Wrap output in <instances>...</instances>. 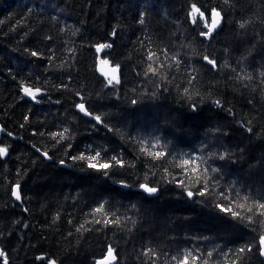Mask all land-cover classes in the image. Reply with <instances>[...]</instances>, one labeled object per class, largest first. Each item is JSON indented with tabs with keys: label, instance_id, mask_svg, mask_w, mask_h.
Here are the masks:
<instances>
[{
	"label": "trees",
	"instance_id": "16d2710c",
	"mask_svg": "<svg viewBox=\"0 0 264 264\" xmlns=\"http://www.w3.org/2000/svg\"><path fill=\"white\" fill-rule=\"evenodd\" d=\"M192 4L222 11L210 38ZM0 124L9 264H95L109 245L114 264H264V0H0Z\"/></svg>",
	"mask_w": 264,
	"mask_h": 264
},
{
	"label": "snow or ice",
	"instance_id": "6c2138e0",
	"mask_svg": "<svg viewBox=\"0 0 264 264\" xmlns=\"http://www.w3.org/2000/svg\"><path fill=\"white\" fill-rule=\"evenodd\" d=\"M227 2H228V0H225V3H227ZM197 14H199V17L201 18V21L203 22L204 28L207 29L206 31H201L199 33V35H201L203 37H209L210 38L212 33H213V31H215V29L220 24V20H221L220 13L216 9L213 8L211 10L210 14L206 17L204 11H201V9L196 6V4H192L191 5L190 17H191L192 22L194 24L196 23ZM143 22H144L143 20L140 21V23H143ZM240 27H244V24L242 23L240 25ZM113 35H115V33H113ZM108 47H111V45L110 44L97 45V51H100L101 49L108 48ZM30 54L32 56H37L38 55V53L35 52V51L31 52ZM153 55H154V53H153ZM151 58L152 57L150 55L149 59H151ZM204 60H206L207 63L212 65L213 67L216 66L215 60L209 59L207 56L204 57ZM100 63L101 64H107L108 61L102 59L100 61ZM118 67H119L118 65L113 67L112 68V72L116 73L117 70H118ZM149 70L151 72H153L154 74L157 72V69H155V68H151L150 67ZM104 75L107 76L108 73H104ZM113 81H115L116 83L120 82L119 79L116 77V75H112L111 79H108L107 83L108 84H112ZM23 91H24L25 95H27V96L31 97L33 100H35L36 99V94L41 92V89L39 87H35V88H33V87H24ZM77 94L79 95V93H77ZM133 103H135V101H133ZM217 104H219L218 101H217ZM77 107L79 108L80 112L84 113V115L92 116L98 122L101 121L100 116H98V115L94 116L93 113H91V112H89L87 110V108L85 107V105L83 103L78 104ZM25 119H27V117ZM21 126H23V125H21ZM65 131H67V130H65ZM248 131H251V129L249 128ZM0 132H6V130L3 129V128H0ZM6 134L9 135V136L12 135V133H10V132H7ZM41 135H43V134L41 133ZM6 155H8V147L7 146H0V157L6 156ZM44 155L47 156V153H44ZM152 155H154L155 157L159 158L161 155H165V154L160 153V152H156V153H153ZM225 155L226 154L221 155L220 159H224ZM98 157H99V153H96L91 158H86L84 156V154L81 153L79 158L80 159H86L87 162H88L89 167L96 168L97 164L92 163V161L97 160ZM112 161H115L121 167L124 166L123 161L119 160L116 156H113V157H111V159L109 161L100 163L99 167L103 168V169H107L110 166V164L112 163ZM183 163L189 164V163H192V161L185 160ZM205 171H207V169H205ZM214 171H218V170L214 169ZM141 188H143L149 194L155 193L157 191L156 188L150 187V186H148L146 184H142ZM12 194L15 196V198L17 200H21L22 197H21L19 184H17L15 186V191H13ZM199 194L203 195L204 191H201ZM187 195L189 197H191L193 195V193L191 191H189L187 193ZM241 207H244V205H241ZM253 207L256 208V210L259 212L260 215L264 216V203H260L258 201L254 202ZM253 207H249L247 209V211L252 212L253 211ZM223 210L224 211H228V212L232 211L231 208L223 209ZM97 211H100V209H97ZM232 215L233 216H237V215H239V213L232 212ZM105 223H108V221H105ZM25 227H27V225H25ZM258 246L261 249V255H264V235L259 236V238H258ZM245 250L251 251L252 250L251 246H248L247 249L242 247V248L239 249V252L243 253ZM149 251H151V250H149ZM37 259H41V260L47 259V264H56V261L54 259L45 258V257H38ZM117 259H118V257L115 254V250L113 249V247L111 245H109L107 247V249H106V253L102 256V258L100 260H97L95 262V264H114V262L117 261ZM0 264H9L7 253L3 249H0ZM180 264H189L188 256H185L184 259L180 262Z\"/></svg>",
	"mask_w": 264,
	"mask_h": 264
},
{
	"label": "water",
	"instance_id": "95a60500",
	"mask_svg": "<svg viewBox=\"0 0 264 264\" xmlns=\"http://www.w3.org/2000/svg\"><path fill=\"white\" fill-rule=\"evenodd\" d=\"M214 9H216V10L220 13L221 20H220V24H219V26L215 29V31H213L212 35H213L216 31L220 30L221 27H222L223 24H224V15H223L222 11H221L220 9H218V8H214ZM209 22H210V21H209ZM212 35H211V36H212ZM207 38H209V37H207ZM99 45H100V44H99ZM96 50H97V46H96ZM103 51H104V49H101L100 51H97V66H96V68H97V72H98V74H99L101 77H103V78H105V79H107V80H108V79H111L112 75H116V77L119 79L120 82H119V83H116L115 81H113V82L116 83V84H120L121 81H122V77H121V69H120V67H118V70H117L116 73H113V72H112V68L115 67L116 65L113 64V63H112L111 61H109L108 59H106V58L103 57ZM102 59H103V60H107L108 63H107V64H101L100 61H101ZM104 73H108V75L105 76ZM24 87H33V86H30V85H26V84H24V85L22 86V89H21V92H22V94H23L24 97L29 98V99H32L31 97L25 95V93H24V91H23V88H24ZM33 88H35V87H33ZM39 88H40V87H39ZM40 89H41V92H39V93L36 94V99H35V100L32 99L33 101H36L38 96H42V95L45 94V90L42 89V88H40ZM0 128L5 129L1 124H0ZM5 130H6V129H5ZM4 133H7V131H6V132H0V135H1V134H4ZM17 184H19V183H16V184L13 185L12 193H13V191H15V186H16ZM19 186H20V192H21V197H22L21 200H17L13 194H12V196H13V198H14V200H15L16 202L22 203V201H23V195H22V191H21V185L19 184ZM150 187H152V186H150ZM154 188L157 189V191H156L154 194H158V192H159L158 188H157V187H154ZM139 189H140L141 191L147 193L148 195H151V194H149L148 192H146L143 188H141V186L139 187ZM152 194H153V193H152ZM262 257L264 258V255H262Z\"/></svg>",
	"mask_w": 264,
	"mask_h": 264
}]
</instances>
